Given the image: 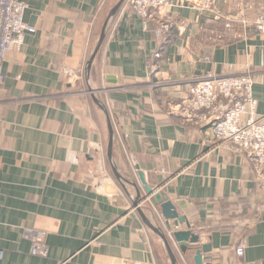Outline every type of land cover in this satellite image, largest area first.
I'll use <instances>...</instances> for the list:
<instances>
[{
	"label": "crops",
	"instance_id": "obj_1",
	"mask_svg": "<svg viewBox=\"0 0 264 264\" xmlns=\"http://www.w3.org/2000/svg\"><path fill=\"white\" fill-rule=\"evenodd\" d=\"M24 2L35 32L6 55L0 89V264H170L137 172L185 219L161 216L165 227L188 224L199 247L211 246L209 263L264 264V191L252 160L169 108L208 73H249L254 119L264 123V33L239 23L264 13V0L176 8L161 36L120 8L90 67L118 0ZM25 231L43 235L46 257L30 254ZM183 257L193 264L192 253Z\"/></svg>",
	"mask_w": 264,
	"mask_h": 264
},
{
	"label": "built area",
	"instance_id": "obj_2",
	"mask_svg": "<svg viewBox=\"0 0 264 264\" xmlns=\"http://www.w3.org/2000/svg\"><path fill=\"white\" fill-rule=\"evenodd\" d=\"M126 1L133 13L144 18V27L152 18H160L163 23L156 32L158 36L168 33L167 19L163 17L171 9L190 5L189 7L200 12H213L212 0H179L178 3L173 0ZM26 9L27 4L24 0H0V89L4 81L3 62L6 55L21 48L25 33L35 32V29L23 21ZM239 23L245 27L251 26L256 32L264 33V13L256 15L251 22L239 20ZM252 85L253 79L249 73L226 76L208 73L189 87L184 98L177 103L169 104V108L180 114L187 122L208 123L217 142L236 152L244 151L252 160L255 182L264 191V123L262 120L254 119L256 101L252 97ZM155 215L179 254L181 264H187L172 238L177 227L173 230L167 229L157 210ZM24 236L32 239L31 255L39 258L47 256L42 234L25 231ZM244 248L243 243L237 246L236 257L244 254Z\"/></svg>",
	"mask_w": 264,
	"mask_h": 264
},
{
	"label": "water",
	"instance_id": "obj_3",
	"mask_svg": "<svg viewBox=\"0 0 264 264\" xmlns=\"http://www.w3.org/2000/svg\"><path fill=\"white\" fill-rule=\"evenodd\" d=\"M125 1L126 0H118V2L109 10V12H108V14H107L102 26H101L96 46H95L94 51L92 52L91 57H90L89 62H88V67L91 66L93 60L95 59V57H96L104 39H105L106 30H107V27H108L110 21L117 14V12L122 7V5L124 4ZM90 93H93V92H90ZM103 110L107 116V122H108L109 137H108V144H107V155H108V159L111 160L112 147H113V142H114V131H113V127H112V124H111V121L109 119V116H108L106 109L103 108ZM112 172H113L114 177L116 179H119V175L117 174V172L115 171V169L113 167H112ZM137 177H138L140 184L143 186L144 196L142 199L146 200L147 198H149L151 200L152 206L155 208L158 207L159 212L165 221L176 220L179 224L185 223V219L183 217L177 215V212H176L174 206L167 199V197L165 195L158 194V192H155L154 190H152L151 188H149L148 186L145 185L144 176L141 172H137ZM140 200H141V198H140ZM138 203H140L139 200H138ZM138 203L134 204V207H137ZM186 228L188 229L187 231H176L172 234L173 241L176 244L179 252L183 256H185L186 253L191 249L190 247H193V250L195 251V254L193 256V264H211V263H209L210 258L208 256L203 257V254H209L211 252V246L210 245H203V246L199 247L198 246L199 236H197L191 232L188 224L186 225ZM154 231L158 234V236L161 238V240L163 242V245L166 249L170 264H179L178 263L179 261H177L175 253L173 252V248L171 246L170 240L160 230H154ZM191 245H193V246H191Z\"/></svg>",
	"mask_w": 264,
	"mask_h": 264
},
{
	"label": "rangeland",
	"instance_id": "obj_4",
	"mask_svg": "<svg viewBox=\"0 0 264 264\" xmlns=\"http://www.w3.org/2000/svg\"><path fill=\"white\" fill-rule=\"evenodd\" d=\"M121 10H123V11H125V12L127 11V12L133 14L134 16L141 18L142 20L144 19V18H142V17L136 15L135 13H133V12L131 11L132 9H131V7L128 5L127 1L124 2V4H123L122 7H121ZM172 10H175V8H174V9H171L170 12H172ZM170 12H169L165 17H163V19H168L169 14H171ZM145 20H146V19H145ZM143 21H144V20H143ZM165 21H166V20H165ZM151 22H155V23L158 25L157 31L159 30L161 24L163 23V22H161V20H160L159 17H155V18H152L151 20H149V22H146V26H148V24L151 23ZM167 25L169 26V27H168L169 29H167L166 32H169V30H171V29L173 28V26H174V22L170 21V18H169V19L167 20ZM113 30H114V29H113ZM157 31H156V32H157ZM103 90H104V89H103ZM105 106H106V105H105ZM108 116H109V114H108ZM129 166L131 167V169H133V168H132V165H129ZM107 175H108V172H107ZM256 185H257V184H256ZM259 189H260V188H259Z\"/></svg>",
	"mask_w": 264,
	"mask_h": 264
},
{
	"label": "trees",
	"instance_id": "obj_5",
	"mask_svg": "<svg viewBox=\"0 0 264 264\" xmlns=\"http://www.w3.org/2000/svg\"><path fill=\"white\" fill-rule=\"evenodd\" d=\"M188 252H189V253H192L193 256H194V254H195V251H194V250H189ZM188 252H187V253H188Z\"/></svg>",
	"mask_w": 264,
	"mask_h": 264
}]
</instances>
